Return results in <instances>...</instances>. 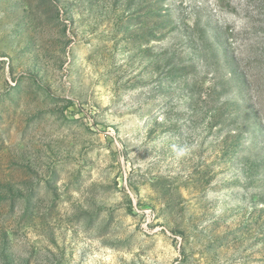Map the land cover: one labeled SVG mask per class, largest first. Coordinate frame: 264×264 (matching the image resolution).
<instances>
[{"label": "rangeland", "instance_id": "1", "mask_svg": "<svg viewBox=\"0 0 264 264\" xmlns=\"http://www.w3.org/2000/svg\"><path fill=\"white\" fill-rule=\"evenodd\" d=\"M0 264H264V0H0Z\"/></svg>", "mask_w": 264, "mask_h": 264}]
</instances>
